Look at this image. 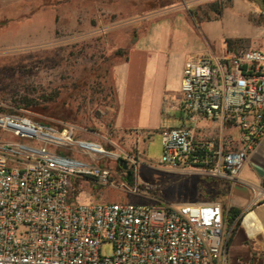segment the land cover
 I'll return each mask as SVG.
<instances>
[{"label":"rangeland","instance_id":"374dc122","mask_svg":"<svg viewBox=\"0 0 264 264\" xmlns=\"http://www.w3.org/2000/svg\"><path fill=\"white\" fill-rule=\"evenodd\" d=\"M147 29L169 37L172 33L169 40L176 55L185 42L194 47L197 53L186 62L209 57L210 48L264 52V0H0V115L18 114L57 130L75 128L71 144L48 150L110 172L108 185L77 178L79 201L181 204L208 193L226 205L222 181L202 182L198 175L180 176L159 164L161 131L176 128L175 117L183 112H165L161 131L135 133L115 127L116 68L135 36ZM228 41L233 42L231 48ZM23 102L30 106L22 107ZM125 119L128 126L143 127L144 119L135 118L134 112H127ZM0 141L37 146L18 141L2 128ZM77 142L96 144L105 153L88 152ZM120 161L126 162V170ZM127 172L133 174L129 184ZM248 216L258 232L262 230L253 212L239 216L229 255L234 264H264L244 234L242 221ZM111 252L109 244L101 249L103 255Z\"/></svg>","mask_w":264,"mask_h":264},{"label":"built area","instance_id":"2783aa9c","mask_svg":"<svg viewBox=\"0 0 264 264\" xmlns=\"http://www.w3.org/2000/svg\"><path fill=\"white\" fill-rule=\"evenodd\" d=\"M179 101L192 125L161 131L159 164L252 188L239 173L264 137V52L235 49L185 62ZM3 119L0 128L37 146L0 141V264H232L233 225L226 227L220 203L71 201L73 178L108 185L110 176L96 165H66L67 158L48 150L71 144L75 128L57 130L18 114ZM200 120L230 125L245 145L235 150L222 137L217 145L196 139ZM257 190L256 203L264 198ZM107 244L112 252L103 255Z\"/></svg>","mask_w":264,"mask_h":264},{"label":"crops","instance_id":"0c3cea01","mask_svg":"<svg viewBox=\"0 0 264 264\" xmlns=\"http://www.w3.org/2000/svg\"><path fill=\"white\" fill-rule=\"evenodd\" d=\"M170 35L172 37V33ZM181 35L183 33H180ZM171 37L167 33L147 29L137 34L128 45L124 60L116 68L115 85L118 92L115 111L116 128L135 133L139 129L142 131H161L164 128H161V124H159L160 117L170 110L183 112L179 118L175 117L176 128H188L192 125L188 114L180 106L179 98L184 63L186 58L196 54L197 50L185 42L182 52L176 55L173 50V42L169 40ZM218 50L215 51L210 48L209 57L206 58L219 56L226 51L223 48ZM125 102L128 106L125 105ZM131 103L137 105L130 107L129 104ZM130 111L134 112L135 118L144 119L142 128L140 124L137 127L125 124V114ZM151 120H154L153 124L150 123ZM200 123H207L208 127L204 128ZM214 125L217 127L212 128ZM195 136L196 139L207 140L214 145H217L220 137H222L221 142L224 147L235 150L245 145V142L238 139V134L230 125L226 124L221 127L219 123H209L206 120H200L197 123ZM256 141L254 148L248 151L245 163L239 173V179L250 184L252 188L238 183L222 182L227 189L226 207L239 210V216L245 217L247 213L253 212L258 218L262 227L261 231L258 232L257 226H254L249 216L242 221V226L245 228L246 238L253 245L252 249L256 257H264V198L256 203L260 196L257 189H264V185H262L264 183V137L258 138ZM166 171L170 172L167 169ZM198 176L201 177L199 181L202 182L214 180L211 177ZM202 197L201 200L184 203L218 202L214 201L208 193H204ZM218 203L222 204L221 202ZM246 233L252 237H248ZM233 235H231V241L228 245V258L232 264L234 263L230 258L229 250L231 251L233 247Z\"/></svg>","mask_w":264,"mask_h":264},{"label":"trees","instance_id":"16d2710c","mask_svg":"<svg viewBox=\"0 0 264 264\" xmlns=\"http://www.w3.org/2000/svg\"><path fill=\"white\" fill-rule=\"evenodd\" d=\"M216 13L219 15L221 12L217 10ZM227 43L229 44L228 47L231 48L232 45H233L232 44L233 42L232 41H228ZM42 98L44 99V97H42ZM28 106H30L29 103H27V102H23L22 103V107H28ZM39 111L44 113V114L48 112L45 109L44 110L40 109ZM49 113H51L50 115H53V112L49 111ZM132 177H133L132 172H129L128 176L126 175V180H128L127 181L128 184L131 182ZM76 185H77V178H73L71 180V184H70V200L71 201H76L77 197H78L77 189H75ZM262 185H264V183H262ZM221 205H222V207H223V209H224V211L226 213V227L229 228V227H231L233 225V227H232V235H233L236 232V230H237V228L239 227V224H240V222H239L240 219H238L240 211L235 209V208H233V207H226L225 204H221ZM230 239H231V237H230ZM230 239L228 241V245H229V243L231 241Z\"/></svg>","mask_w":264,"mask_h":264},{"label":"water","instance_id":"95a60500","mask_svg":"<svg viewBox=\"0 0 264 264\" xmlns=\"http://www.w3.org/2000/svg\"><path fill=\"white\" fill-rule=\"evenodd\" d=\"M79 146H81V148H89L91 151H93V149L90 148L91 143L88 142H78ZM66 165L69 166H75V165H79L78 162L74 161V160H70V159H66ZM120 163L123 165V169L126 170V162L124 161H120ZM129 175V172H127V176Z\"/></svg>","mask_w":264,"mask_h":264},{"label":"bare ground","instance_id":"6f19581e","mask_svg":"<svg viewBox=\"0 0 264 264\" xmlns=\"http://www.w3.org/2000/svg\"><path fill=\"white\" fill-rule=\"evenodd\" d=\"M0 125L1 126L2 125H5L6 126V121L4 119L3 120H0ZM77 144L79 146V143H77ZM79 147H81V146H79ZM90 148L93 149V151H91L89 148H83V149L86 150V151H89V152H95V153H99V154L105 153L104 150L100 146H98V145L91 144L90 145Z\"/></svg>","mask_w":264,"mask_h":264}]
</instances>
